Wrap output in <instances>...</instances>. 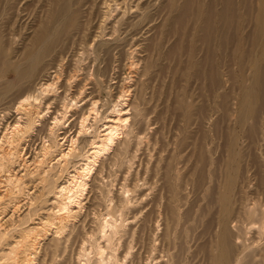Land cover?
<instances>
[{"label": "bare ground", "instance_id": "obj_1", "mask_svg": "<svg viewBox=\"0 0 264 264\" xmlns=\"http://www.w3.org/2000/svg\"><path fill=\"white\" fill-rule=\"evenodd\" d=\"M194 1H185L176 23L183 27L191 19L188 31L191 35L192 31L197 32L199 45L195 49L198 55L193 64L194 78L202 85L206 82L204 85L212 97L213 109L207 111L204 104L199 105L192 100L187 101V109L181 108V112L187 124L193 123L199 128L205 120L218 115V119H214V126L218 139H222V154L219 153V159L207 160L204 143H198L193 153L194 166L188 168L187 172L173 175L171 164L165 166L160 189L163 192L162 232L154 242L150 237L147 239L149 249L152 243L157 245L156 242L159 248L152 247L156 253L146 252V258H142L143 264H264V0H206L202 5L203 13H193ZM117 2L0 0V128L6 131L10 129V133L0 138V144L13 146L19 142L20 135L36 126L32 118L24 119L21 123L19 113L26 106L33 109L39 96L47 93L43 87L52 74L55 80L62 76L65 80L62 95L55 97L53 104L57 106L67 101L70 107L77 105L79 97L85 94V80H89L92 71V66H87L84 80L76 84V96L66 97L69 93L67 81L72 77L69 70L81 61L77 54H73L77 46L83 48L80 49L83 54L88 55L90 49L86 47L92 46L95 39L104 36L111 38L110 41H100L92 51L94 59L92 56L91 61L93 68L97 63L93 69L95 80L101 78L108 82L115 56L123 53L127 47L130 50L135 42L145 45L151 37L155 39L157 35L152 36L151 22L164 26L170 20L163 15L162 0H121L122 20L117 28L113 25L105 34L106 28L102 26L101 18L106 14L103 15L102 10L105 8L107 14H111L108 7ZM176 2L173 0V5ZM216 3L221 5L220 9H215ZM133 9L136 13H132ZM171 23L176 25L175 22ZM214 44L216 54L220 53L221 56L227 49L230 50V62L224 70L225 79L215 68ZM68 55L74 58V62L64 66L62 63ZM55 80L52 79V82ZM52 82L46 88H51ZM94 82L85 96L91 98L90 106L93 108L101 101L97 97L94 99ZM36 93L37 97L34 96ZM58 110L56 107L53 113ZM84 110L85 107L81 108L71 117L70 129L77 127L76 120L81 121L78 134L84 130L87 121ZM44 112L41 111L42 116L35 113L38 121L46 116ZM136 112L137 107L131 103L128 109L115 112L117 118L105 119L103 129L88 144L91 154L71 170L73 174L66 185L60 187L59 198L66 202L60 203L59 211L69 215L72 205L80 204L81 193L88 186L87 180L97 159L104 157L92 175L89 194L100 180L105 165L108 167L128 148L127 137L123 136L132 134V129L128 128L129 120H136ZM64 117L62 112H57L51 118L50 129L61 126ZM221 122L222 126H218ZM48 126L49 123L41 124L38 132L45 131ZM76 141L70 138V145L66 153H60L59 160L66 164L72 162ZM12 156L13 153H4L0 162ZM187 185L198 196L204 195L200 199L205 201V205L199 207L197 213L190 204V208L186 207L184 189ZM181 208L187 209L181 212ZM111 220H105L102 228V235L107 240L117 228ZM144 231L145 226L140 232L141 236ZM99 249V260L105 264H122V259L131 255L129 251H123L125 254L122 257H116L111 252L105 253L108 246ZM134 261L141 264V257L134 254Z\"/></svg>", "mask_w": 264, "mask_h": 264}, {"label": "rangeland", "instance_id": "obj_2", "mask_svg": "<svg viewBox=\"0 0 264 264\" xmlns=\"http://www.w3.org/2000/svg\"><path fill=\"white\" fill-rule=\"evenodd\" d=\"M116 1V4L108 7L111 14H107L105 8L102 10L103 15L106 14L101 18L102 26L106 28L105 34L109 33L111 26L115 25L117 28L122 20L123 9L119 4L121 0ZM176 1L173 5V0H162L163 15L170 19L169 22L164 26L151 22L152 36L157 35L155 39L152 40L151 37L145 45L135 42L130 50L127 47L123 53L115 56L108 82L101 78L95 80L93 69L97 63L93 68L91 61L94 59L92 51L100 41H110L111 38L104 36L95 39L92 46L86 47L90 49L88 55L80 50L83 48L76 47L73 54H77L81 61L69 70L72 77L67 81L69 93L66 97L76 96V84L84 80L85 68L92 66L89 80H85V94L79 97L76 106L70 107L67 101L65 104L58 103L57 106L53 104V99L62 95L65 80L64 76L55 80V75L52 74L43 87L44 90L47 89V93L39 96L33 109L26 106L19 113L21 123L32 118L36 126L20 135L19 142H15L13 146L0 144V157L4 153H13L12 157L0 162V264H105L99 260V248L106 246L108 249H105V253L111 252L116 257H122L129 251L131 257L122 259L124 264H135L134 254L141 257L140 263L143 264L146 252L156 253L152 251V247L159 248V243L156 242L157 245L152 243L149 249L147 239L150 237L154 242L162 232L163 192L160 189L165 166L171 164L173 175L187 172L194 166L193 153L198 143H204L207 160L220 158L222 139H218L214 126L218 115L205 120L200 128L193 123L187 124L182 117L181 108L187 109V101L194 100L199 105L202 103L208 111L213 109V100L205 88L206 82L203 85L199 81L195 82L193 64L196 63V54L198 55L195 51L199 45L197 32L194 30L191 35L188 31L191 19L183 27L176 23V17L186 0ZM204 2L206 0H195L193 13H203ZM220 8L221 5L216 3L215 9ZM132 13H136L135 9ZM202 18L203 15L200 19ZM218 32L220 33V28ZM213 54L215 68L220 70L221 78L225 79L224 70L230 62V50L227 49L221 56L220 53L216 54L214 44ZM73 62L74 58L68 55L62 65ZM52 79L55 81L52 82ZM94 81V99L97 97L101 100L95 108L90 106L91 98L85 97L90 84H95ZM51 82L54 83L51 88H46ZM220 101L219 99L218 103ZM131 103L137 107V117L134 122L129 120L128 128L132 129V134L123 136L127 137L128 148L108 167L105 165L99 177L101 181L98 180L93 192L89 194L92 175L104 157L97 159L87 180L88 186L81 193V205H72V213L69 215L59 211L60 203L66 202L59 198L60 187L66 185L74 167L82 164L85 156L89 157L91 154L88 144L103 129L105 119L117 118L115 112L128 109ZM55 106L59 110L53 113ZM83 107L87 121L84 130L78 134L80 119L76 120V128L70 129L69 126L73 121V113L79 112ZM46 108L48 111H45ZM42 110L46 116L38 121L35 113L40 114ZM57 112H62L65 117L61 126L51 130V118ZM43 123H49V126L39 133ZM218 126H222V122ZM9 131V128L7 131L0 128V138L10 133ZM61 138L64 139L60 140ZM70 138L77 141L72 162L66 164L59 158L60 153H66ZM45 148L48 150L45 151ZM190 187L187 185L184 189L186 207L190 208L191 205V209L194 207L192 210L197 213L199 207L205 205V201L200 199L203 194L198 196ZM184 209L187 208H183L181 212ZM105 220H111L112 224L117 225L110 240L102 235ZM143 226L145 231L141 236Z\"/></svg>", "mask_w": 264, "mask_h": 264}]
</instances>
